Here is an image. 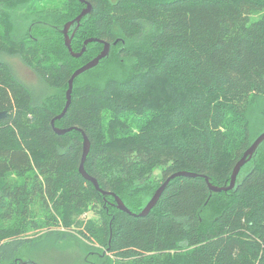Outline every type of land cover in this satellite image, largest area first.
Instances as JSON below:
<instances>
[{
    "label": "trees",
    "instance_id": "trees-1",
    "mask_svg": "<svg viewBox=\"0 0 264 264\" xmlns=\"http://www.w3.org/2000/svg\"><path fill=\"white\" fill-rule=\"evenodd\" d=\"M86 1L92 11L73 50L90 37L112 46L75 79L71 105L55 123L73 129L60 134L52 120L73 72L104 47L91 42L74 58L65 44L64 25L86 4L47 0L44 17L19 36L10 13L20 0H0V112H7L0 118V264L33 242L21 235L44 227L49 232L32 251L70 236L101 249L88 255L102 264H264V143L236 188L212 192L205 179L228 185L264 131V0ZM8 56L33 69L41 94ZM125 59L128 76L103 71ZM255 104L262 117L252 120ZM82 132L91 142L86 171L133 213L174 173L197 176L173 178L148 215L127 213L80 173ZM36 204L40 221L31 214ZM97 205L98 219L81 217Z\"/></svg>",
    "mask_w": 264,
    "mask_h": 264
},
{
    "label": "rangeland",
    "instance_id": "rangeland-1",
    "mask_svg": "<svg viewBox=\"0 0 264 264\" xmlns=\"http://www.w3.org/2000/svg\"><path fill=\"white\" fill-rule=\"evenodd\" d=\"M46 1L47 0H41V2L44 4L46 3ZM29 4L31 5V9L28 8L27 6ZM37 4H38V0H34V1L20 0L18 8L15 9L16 13L15 11L13 13H10L12 20L11 25L15 28L19 36L26 35L27 30L33 21L40 20L42 19V17H44V13H42V11L45 8L46 4L40 7L37 6ZM48 5L49 6L47 7V9L51 8V6H58L57 4H50V3H48ZM7 60L10 62L14 72L21 80H23L29 86L38 90L39 92L38 94H41L44 91L45 86L40 80V78L36 75L33 69L25 65L19 57L8 56ZM132 68H133L132 62L130 60L125 59L122 62L119 61V65L117 66V68L115 69L104 68L103 71L105 73H111V74L113 73V75L116 77H126L132 73L133 71ZM113 75L111 76L109 75V76L112 77ZM48 91L53 92L54 90L48 88ZM261 105L262 108H264L263 102L261 103ZM256 109H259L256 104L253 106V109H250V116L252 120L258 118V116L259 119L262 117L261 113H259L258 110ZM258 155H259L258 157L264 156V144L262 148L259 150ZM251 165L248 164L247 166L244 167V169H241V172L238 176L239 181H241L244 178L245 174L247 173ZM155 175L159 176L160 170H156ZM99 209H100L99 205H97V207L91 206L90 209L87 212H85L81 217L84 219H89V218L98 219L101 215L99 213ZM31 214L32 216L37 217L36 219H38L39 221L41 220L38 204L34 206V213ZM8 224L9 222L3 223L4 227H6ZM48 232L49 229L44 227L42 229H39L38 231H30L29 233L24 234V236L21 235L20 237L25 241H27L28 239L33 240V242H30L31 245L32 243L43 241ZM30 245L24 246L21 249V251L18 253L16 259L19 260L13 259L10 261H6L3 264H24L25 262H29L31 264H102V259H99L97 254L88 255L91 251L95 250L96 253L98 250L101 249H99L97 246L88 244L83 239L75 240L73 238H70L69 236L65 241L59 242L57 247L54 246L51 249L42 248L43 250L35 249L34 251H32V247Z\"/></svg>",
    "mask_w": 264,
    "mask_h": 264
},
{
    "label": "water",
    "instance_id": "water-1",
    "mask_svg": "<svg viewBox=\"0 0 264 264\" xmlns=\"http://www.w3.org/2000/svg\"><path fill=\"white\" fill-rule=\"evenodd\" d=\"M79 1L85 3L86 7L83 8L81 13L75 19L68 21L64 25V28H63L65 44H66L70 54L73 57H77V58L81 57L85 53L87 45L89 43H91V42H100V43H102L104 45V47H103L102 51L97 56H95L93 59H91L90 61H88L87 63L82 65L81 67L77 68L73 72V74H72V76H71V78L69 80V87H68L67 92H66V104H65V107H64L63 111L59 115H57V117H55L52 120V125L54 127V130L57 133H60V134L66 133V132L71 131L73 129V128H68V129L59 128V127H56L55 123H56V120L61 119L65 115V113L67 112L68 108L71 105L72 93H73V87H74L75 79L79 75L83 74L84 72L96 67L100 63V61L102 59H104L105 57H107L109 55L110 50H111V46H112V44L110 42L103 41V40H101V39H99L97 37H90V38L85 40L84 46L82 47L81 51L76 52V51L73 50L72 39H73L76 31L78 30L79 26H80L82 18L87 16L92 11V4L90 2H88L86 0H79ZM75 24H76V27H75L74 31L72 32V34H70L69 31L72 28V26L75 25ZM116 43H117V41L115 42V44ZM6 114H7V112H0V118L4 117ZM82 134H83V137H84V148H83L82 160H81L80 167H79L80 173L84 176L85 179L91 181L95 185L96 189L98 191H100L102 194L114 196L115 201H116L115 204H116L117 208L122 210V211H125L127 213L134 214L136 216H146V215H148L149 212L156 206V204H157L159 198L161 197L163 191L165 190V188L167 187V185L169 184V182L173 178H175L177 176H181V175L190 176V177H196L197 176L194 173H190V172H186V171H181V172L174 173L173 175H171L168 179H166V181H164L157 188V190L155 191L154 195L151 197V199L148 201L146 206L139 213H133L125 205V203L122 201V199L119 196H117L114 192H107V191L103 190L100 187V184L97 181V179L92 177L91 175H89L88 172L86 171V169H85V161H86L87 156H88V154L90 152L91 142H90L89 138L87 137V135L85 134V132H82ZM263 142H264V131L253 141V143L245 151L244 155L241 157V159L235 165V167L233 169V172H232L231 181H230V183L228 185H226V186L214 185V184H212L210 182L209 178L205 176V179H206V181L209 184L210 190L212 192H222V191H229L231 189L236 188V186L238 184V181H237L238 180V176H239V174L241 172V169L246 165V163L249 160L252 159V157L254 156L255 152L257 151V149L259 148V146Z\"/></svg>",
    "mask_w": 264,
    "mask_h": 264
}]
</instances>
